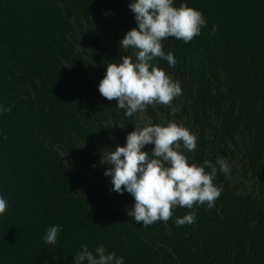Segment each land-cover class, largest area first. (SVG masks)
I'll use <instances>...</instances> for the list:
<instances>
[{
    "label": "trees",
    "instance_id": "16d2710c",
    "mask_svg": "<svg viewBox=\"0 0 264 264\" xmlns=\"http://www.w3.org/2000/svg\"><path fill=\"white\" fill-rule=\"evenodd\" d=\"M130 2L0 0V105L13 106L0 115V264H73L85 244L125 264H264V0H187L207 27L187 44L162 41L175 67L153 61L181 94L128 117L98 86L106 62L132 55L120 45L137 27ZM169 121L195 135L182 151L217 167L221 194L144 227L127 215L133 197L110 190L102 153L136 124ZM190 211L194 222L177 227ZM49 223L64 228L55 244L43 239Z\"/></svg>",
    "mask_w": 264,
    "mask_h": 264
},
{
    "label": "clouds",
    "instance_id": "9594fccd",
    "mask_svg": "<svg viewBox=\"0 0 264 264\" xmlns=\"http://www.w3.org/2000/svg\"><path fill=\"white\" fill-rule=\"evenodd\" d=\"M129 8L137 27L125 34L120 45L131 49L132 55L106 62L98 91L109 101L115 99L116 108L132 117L153 103L169 105L181 94L180 82L153 63L159 57L170 67L176 65L174 54L165 53L162 41L174 37L187 44L201 34L208 22L202 12L189 7L187 0H181L178 7L175 0H131ZM216 31L217 26L213 25L212 33ZM12 107L0 105V115L10 113ZM147 145H154L151 152L144 150ZM196 147V137L188 128L169 121L136 124L124 146L108 148L102 153L100 163L107 166L104 175L110 178V190L121 195L127 192L134 199L132 207L126 209L131 220L147 227L158 220L167 222L176 207L215 206L221 194L214 184L217 167L208 160L202 165L190 163L182 151V148L194 151ZM217 163L221 172L228 170L223 160L218 159ZM7 208L8 201L0 195V215ZM195 216V211H190L176 217L174 223L177 227L192 224ZM63 230L62 224L49 223L43 239L55 244ZM73 264H125V258L103 245L90 250L85 244L74 254Z\"/></svg>",
    "mask_w": 264,
    "mask_h": 264
}]
</instances>
